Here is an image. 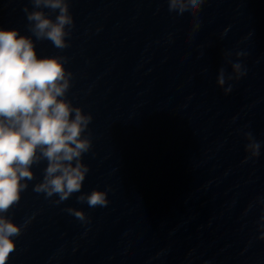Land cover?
Instances as JSON below:
<instances>
[{
  "label": "water",
  "instance_id": "water-1",
  "mask_svg": "<svg viewBox=\"0 0 264 264\" xmlns=\"http://www.w3.org/2000/svg\"><path fill=\"white\" fill-rule=\"evenodd\" d=\"M25 6L34 10L0 0V28L32 36ZM69 7V47L32 39L38 57H66V98L92 115L89 172L57 204L33 191L46 161L33 165L5 214L27 222L6 264H264V0H206L195 17L169 12L167 0ZM227 52L247 74L226 95L217 76L232 74ZM246 132L257 158L246 159ZM93 190L107 191V206L77 200Z\"/></svg>",
  "mask_w": 264,
  "mask_h": 264
},
{
  "label": "clouds",
  "instance_id": "clouds-1",
  "mask_svg": "<svg viewBox=\"0 0 264 264\" xmlns=\"http://www.w3.org/2000/svg\"><path fill=\"white\" fill-rule=\"evenodd\" d=\"M206 0H167L169 12L179 16L185 13L195 17ZM34 10L23 9L29 22V31L37 40H48L58 49L69 47L66 37L74 27L70 0H30ZM43 9L55 13L51 18ZM196 23L194 28H198ZM32 36L22 35L19 29L0 28V264H6L16 249L13 239L21 235L24 225H17L5 214L18 205L21 194L34 179L33 165L46 161L41 182L33 191L47 198L57 196L55 203L68 200L80 193L89 172L83 155L92 147L89 124L91 114L74 106L66 94L71 86L72 73L65 68L66 57H38ZM231 52L225 53V62L232 74L221 67L217 84L227 95L233 79L247 74L241 62H232ZM237 61L246 53L236 52ZM248 143L246 159L260 156L261 144L251 132L244 133ZM90 208L108 204L107 191L93 190L77 197ZM66 211L82 222L85 212L75 208ZM264 229V216L260 220ZM264 239V234L261 235Z\"/></svg>",
  "mask_w": 264,
  "mask_h": 264
}]
</instances>
